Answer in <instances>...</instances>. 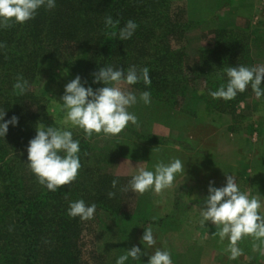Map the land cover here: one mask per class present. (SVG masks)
<instances>
[{
    "label": "rangeland",
    "instance_id": "obj_1",
    "mask_svg": "<svg viewBox=\"0 0 264 264\" xmlns=\"http://www.w3.org/2000/svg\"><path fill=\"white\" fill-rule=\"evenodd\" d=\"M169 1L175 20L188 27L171 46L183 52L189 63L198 59L202 51L213 49L215 41L223 40L222 32H230L234 52L225 56L229 67L264 64V0ZM72 56V50H68L39 59L31 78L26 80L27 90L35 100L28 112L29 122L69 130L74 140H86L87 148L79 155L81 168L76 181L80 190L76 195L88 189L89 205H108L111 209L108 212L96 207L93 219H79L76 258L80 263L115 264L120 255L137 246L147 255L137 261L129 258L125 264H148V255L157 249L167 250L172 264H264V255L252 251L250 237L239 242L243 254L229 259L230 253L225 252L228 240L221 242L219 236H212L217 228L211 222L204 226L199 223V207L208 195L209 182L213 187H222L225 174L235 177L242 192L261 196L260 212L264 214V96L256 99L249 88L237 94L234 99L239 101L233 107L218 101L209 105L208 86L195 78L188 83L183 100L176 97L175 106L153 97L148 105L138 100L129 111L138 117L139 127L129 123L116 136L93 134L86 138L83 130L65 121V113L58 105L65 85L77 75L84 84L83 75L93 69L92 62L83 72L85 63L78 65L77 61L69 69L67 63ZM21 75L26 78L25 73ZM214 81L219 82L217 88L224 84ZM131 89L139 98L141 91ZM35 128H25L27 134L17 148L9 140L6 143L14 171L29 181L36 177L28 174L27 167L19 166L17 161L23 156L15 150L27 153ZM173 158L182 161L185 171L184 175H176L172 187L161 193L151 189L144 194L120 191L138 163L154 170L156 163H168ZM114 179L118 180L115 189L111 187ZM24 185L31 184L24 181ZM110 191L116 193L113 198L107 195ZM149 226L156 240L153 247L141 240Z\"/></svg>",
    "mask_w": 264,
    "mask_h": 264
},
{
    "label": "trees",
    "instance_id": "obj_2",
    "mask_svg": "<svg viewBox=\"0 0 264 264\" xmlns=\"http://www.w3.org/2000/svg\"><path fill=\"white\" fill-rule=\"evenodd\" d=\"M108 16L119 21L117 32L129 20L138 27L130 39L121 41L111 36L114 29L105 27ZM175 19L169 0H56L54 9H39L35 18L25 24L0 28V44L5 45L0 47V110L5 111V120L18 118V123L10 124L6 135L0 137V264H81L76 258L79 218L69 217L67 210L71 202L79 199L89 205L88 189L76 195L80 185L75 180L56 192L49 191L34 177L29 181L15 172L6 148L8 140L15 148L20 146L27 134L25 128L36 127V123L29 122L28 114L35 101L32 94L27 90L23 95H15L13 84L22 73L25 79L31 78L39 59L72 50L69 69L77 61L78 65L85 63L84 72L93 62L92 73L83 75L84 86L93 90L103 86L93 82V73L99 68L112 66L126 71L135 65L149 69L151 84L145 86L141 81L130 87L150 92L155 100L175 106L176 97L183 100L188 83L198 78L208 86L209 105L218 101L233 107L239 101L214 100L209 96L219 83L214 80L227 82L225 72H218L230 65L225 56L234 52L230 32H222L227 41H215L213 49L202 51L198 59L189 63L183 52L171 46L188 30ZM78 141L83 153L86 140L82 137ZM15 152L23 156L17 161L19 166L27 167L25 151ZM24 181L31 185H24ZM96 207L111 212L108 205Z\"/></svg>",
    "mask_w": 264,
    "mask_h": 264
},
{
    "label": "clouds",
    "instance_id": "obj_3",
    "mask_svg": "<svg viewBox=\"0 0 264 264\" xmlns=\"http://www.w3.org/2000/svg\"><path fill=\"white\" fill-rule=\"evenodd\" d=\"M56 7V0H0V28H11L15 24H25L35 18L41 8L52 10ZM105 27L114 29L110 34L119 40L130 39L138 25L129 20L115 31L119 25L118 20L108 16L104 20ZM0 47L5 45L0 44ZM227 82L221 84L215 91H210L212 99L230 101L238 93H244L249 88L256 99L264 96V64L252 67L238 65L224 69ZM94 83L103 86L93 90L85 87L77 75L64 87V94L58 103L60 110L65 113V121L71 126L83 130L86 138L93 134H103L104 137L116 136L124 130L129 123L139 127L138 117L129 109L142 101L145 105L151 103V93L143 91L139 98L130 86L143 82L145 86L151 84L149 69L137 68L132 65L125 71L112 66L101 67L95 73ZM28 89V81L22 76L16 77L13 84V93L23 95ZM5 111L0 110V137H4L11 124L15 126L18 118L12 116L5 120ZM35 136L30 139L26 148L27 168L36 177L38 183L47 190L56 192L61 186H67L76 180L81 168L79 158V141L73 139L69 130L56 127H47L37 124ZM145 163H138L135 173L127 185L120 188L121 192H134L144 194L150 189L161 193L170 188L177 174L184 175V164L178 158H173L168 163L160 161L154 165V170H147ZM118 180L111 182L113 189L117 188ZM209 182L208 195L199 207V223L211 222L217 228L212 236H219L220 241L228 240L225 252L230 253L229 259H236L243 254L239 242L250 237L252 251L264 255V214H261L262 199L260 195H252L250 191L242 192L236 179L231 174H225V183L222 187H213ZM115 192H108V197L113 198ZM96 205H88L83 199L71 202L67 215L79 218L81 221L93 219ZM142 243L153 247L156 240L152 227L144 229ZM142 255L140 247L133 246L116 260L115 264H125L131 258L139 260ZM148 264H172L171 255L167 250H155L148 255Z\"/></svg>",
    "mask_w": 264,
    "mask_h": 264
}]
</instances>
